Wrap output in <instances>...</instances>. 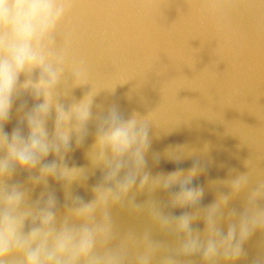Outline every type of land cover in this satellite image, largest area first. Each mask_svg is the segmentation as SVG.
Instances as JSON below:
<instances>
[{
  "label": "clouds",
  "instance_id": "1",
  "mask_svg": "<svg viewBox=\"0 0 264 264\" xmlns=\"http://www.w3.org/2000/svg\"><path fill=\"white\" fill-rule=\"evenodd\" d=\"M71 6L0 0V264H242L246 245L264 234V184L230 177L227 190L201 206L204 189L191 185L202 169L154 171L161 156L151 151L147 118H125L114 105L94 114V89L67 108L58 102L65 67L53 36ZM244 7H264V0ZM82 84L77 72L72 86ZM25 95L31 107L17 104ZM77 149L86 165L69 162ZM177 151L184 150L165 155L179 159ZM240 198L241 208L231 207ZM115 211L145 221L146 229L118 233Z\"/></svg>",
  "mask_w": 264,
  "mask_h": 264
},
{
  "label": "water",
  "instance_id": "2",
  "mask_svg": "<svg viewBox=\"0 0 264 264\" xmlns=\"http://www.w3.org/2000/svg\"><path fill=\"white\" fill-rule=\"evenodd\" d=\"M214 2L260 0H70L53 36V53L65 67L58 102L67 108L94 89V114L114 105L125 118H147L151 151L161 156L154 171L202 169L191 185L204 189L201 206L226 191L223 181L230 177L247 176L250 187L264 184V7L209 8ZM77 72L86 84L72 86ZM21 102L33 103L26 95ZM15 126L13 118L5 130ZM93 132L90 125L86 146ZM170 149L184 151L169 159ZM69 162L86 165L84 150H75ZM99 178L97 171L89 185ZM57 196L63 203L58 189ZM242 204L240 198L231 207ZM114 219L120 234L147 227L120 211ZM245 252L242 264H264V234Z\"/></svg>",
  "mask_w": 264,
  "mask_h": 264
},
{
  "label": "snow or ice",
  "instance_id": "3",
  "mask_svg": "<svg viewBox=\"0 0 264 264\" xmlns=\"http://www.w3.org/2000/svg\"><path fill=\"white\" fill-rule=\"evenodd\" d=\"M237 6H243L244 7V5H237ZM60 27V26H59Z\"/></svg>",
  "mask_w": 264,
  "mask_h": 264
}]
</instances>
